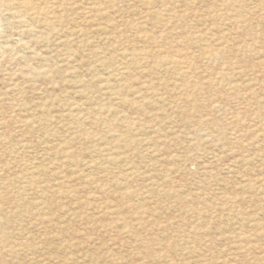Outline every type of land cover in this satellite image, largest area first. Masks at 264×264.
Instances as JSON below:
<instances>
[{
  "label": "rangeland",
  "instance_id": "rangeland-1",
  "mask_svg": "<svg viewBox=\"0 0 264 264\" xmlns=\"http://www.w3.org/2000/svg\"><path fill=\"white\" fill-rule=\"evenodd\" d=\"M0 264H264V0H0Z\"/></svg>",
  "mask_w": 264,
  "mask_h": 264
}]
</instances>
